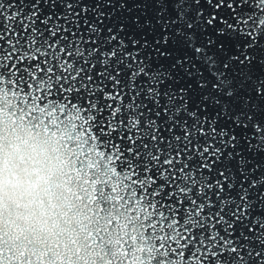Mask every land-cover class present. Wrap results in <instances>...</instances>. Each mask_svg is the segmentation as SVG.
I'll list each match as a JSON object with an SVG mask.
<instances>
[{"label": "snow or ice", "instance_id": "1", "mask_svg": "<svg viewBox=\"0 0 264 264\" xmlns=\"http://www.w3.org/2000/svg\"><path fill=\"white\" fill-rule=\"evenodd\" d=\"M0 89L114 162L154 264H264V0H0Z\"/></svg>", "mask_w": 264, "mask_h": 264}, {"label": "water", "instance_id": "2", "mask_svg": "<svg viewBox=\"0 0 264 264\" xmlns=\"http://www.w3.org/2000/svg\"><path fill=\"white\" fill-rule=\"evenodd\" d=\"M129 189L74 119L0 89V264H154Z\"/></svg>", "mask_w": 264, "mask_h": 264}]
</instances>
